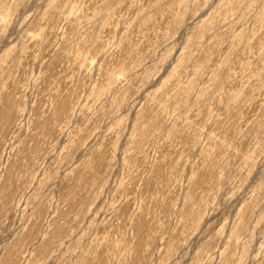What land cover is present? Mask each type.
<instances>
[{
	"label": "rangeland",
	"instance_id": "rangeland-1",
	"mask_svg": "<svg viewBox=\"0 0 264 264\" xmlns=\"http://www.w3.org/2000/svg\"><path fill=\"white\" fill-rule=\"evenodd\" d=\"M0 264H264V0H0Z\"/></svg>",
	"mask_w": 264,
	"mask_h": 264
}]
</instances>
